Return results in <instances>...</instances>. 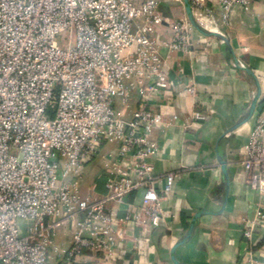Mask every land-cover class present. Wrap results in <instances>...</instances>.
Instances as JSON below:
<instances>
[{"label": "built area", "instance_id": "obj_1", "mask_svg": "<svg viewBox=\"0 0 264 264\" xmlns=\"http://www.w3.org/2000/svg\"><path fill=\"white\" fill-rule=\"evenodd\" d=\"M216 1L227 23L236 7L249 10L255 0ZM159 2L0 0V264H94L115 256L129 225H165L175 174L157 188L154 133L177 116L157 109L173 85L161 48L191 52L194 29L186 20L170 25ZM166 22L172 38L156 39L155 27ZM109 144L104 193L83 198L82 171ZM239 154L247 187L264 196V115ZM259 228L262 203L243 220L246 248ZM59 229L71 233L62 253L54 244ZM242 264H254L253 253Z\"/></svg>", "mask_w": 264, "mask_h": 264}, {"label": "crops", "instance_id": "obj_2", "mask_svg": "<svg viewBox=\"0 0 264 264\" xmlns=\"http://www.w3.org/2000/svg\"><path fill=\"white\" fill-rule=\"evenodd\" d=\"M189 2L193 9L212 16L218 31L229 39L233 56H227L217 38L201 35L191 26L183 0H160L158 10L170 25L186 20L194 29L190 32L191 52L168 53L161 48L164 71L173 85L163 92L157 109L166 118L177 116L171 125L154 133L161 146L152 160L157 188L163 186L167 173L175 174L172 190L163 202L167 219L157 228L129 225L127 239L118 245L115 256L99 262L93 258L94 264H242L248 253H253L254 264H264V251L256 252L264 250V228L257 230L259 237L250 248H246L241 230L243 220L253 217L259 203L264 205V196L247 187L239 163L240 148L256 116L264 115V0H255L246 11L236 7L227 23L222 21L216 0ZM168 23L155 27L156 39L172 38ZM257 89L253 116L226 136L230 127L247 116ZM134 109L133 101L127 114ZM194 111L205 118L192 121ZM114 148L106 145L83 169L79 180L83 198L104 193L103 155ZM219 157L226 160L230 173L227 196L221 186ZM142 193L135 191L130 200L140 204ZM192 223L189 238L173 250ZM70 240V231L59 229L54 238L58 252H64ZM58 252H51L56 260Z\"/></svg>", "mask_w": 264, "mask_h": 264}, {"label": "water", "instance_id": "obj_3", "mask_svg": "<svg viewBox=\"0 0 264 264\" xmlns=\"http://www.w3.org/2000/svg\"><path fill=\"white\" fill-rule=\"evenodd\" d=\"M183 4H184V8H185V13H186V16H187V19L189 21V23L191 24V26L201 35H204V36H207V37H215L217 38L219 41H221V43L223 44L224 46V50L225 52L227 53V56L230 58L233 56V51H232V48H231V45H230V42H229V39L220 31H217V32H209L207 30H205L194 18L193 16V13H192V9H191V6H190V2L189 0H183ZM246 72L248 73H251L250 70L246 69V68H243ZM257 87H258V84H257ZM259 89H257V95L256 97L253 99V101L251 102L250 106H249V110H248V113H247V116L241 120L240 122H238L237 124H234L232 127H230L227 131H226V136H229L231 135V133L236 130L238 127H240L241 125H243L244 123H246L249 119H251V117L253 116L254 114V111H255V108H256V104H257V99H258V96H259ZM218 162L220 163V169H221V173H222V176H223V181L221 182V186L224 187V190H225V194L227 196V193H228V187H229V182H230V173H229V170L227 168V164H226V160L219 157L218 158ZM226 201V197H225V200ZM193 225L194 223L191 224L188 232L185 234L184 238L182 240H180L179 242H177L173 248V250L181 245L184 240H186L187 238H189L190 236V233L192 231V228H193Z\"/></svg>", "mask_w": 264, "mask_h": 264}, {"label": "bare ground", "instance_id": "obj_4", "mask_svg": "<svg viewBox=\"0 0 264 264\" xmlns=\"http://www.w3.org/2000/svg\"><path fill=\"white\" fill-rule=\"evenodd\" d=\"M196 21L207 31L217 32V26L211 16L201 11H194Z\"/></svg>", "mask_w": 264, "mask_h": 264}, {"label": "rangeland", "instance_id": "obj_5", "mask_svg": "<svg viewBox=\"0 0 264 264\" xmlns=\"http://www.w3.org/2000/svg\"><path fill=\"white\" fill-rule=\"evenodd\" d=\"M189 24V23H188ZM190 25V24H189ZM191 27V26H190Z\"/></svg>", "mask_w": 264, "mask_h": 264}, {"label": "trees", "instance_id": "obj_6", "mask_svg": "<svg viewBox=\"0 0 264 264\" xmlns=\"http://www.w3.org/2000/svg\"><path fill=\"white\" fill-rule=\"evenodd\" d=\"M106 177H107V175H106Z\"/></svg>", "mask_w": 264, "mask_h": 264}]
</instances>
